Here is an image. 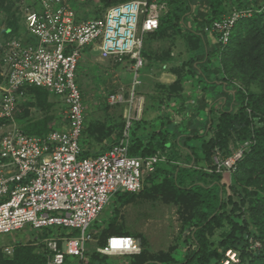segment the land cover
I'll use <instances>...</instances> for the list:
<instances>
[{"label": "trees", "instance_id": "trees-1", "mask_svg": "<svg viewBox=\"0 0 264 264\" xmlns=\"http://www.w3.org/2000/svg\"><path fill=\"white\" fill-rule=\"evenodd\" d=\"M19 1L0 0V23L5 21L6 24L0 31L4 39L19 37L23 28ZM97 1V8L88 16L92 19H100L112 6L132 0ZM162 2L165 8L160 13L158 29L147 36L155 41H167L169 37L183 40L188 56L180 63L184 75L180 80L192 83L195 91L191 96H180L181 101L173 106L159 101L157 106L148 104L147 110L154 105L151 110H164L165 115L148 113L131 122L127 131L128 155L146 159L161 154L165 159L145 178L144 188L138 195L116 193L111 198L103 210L109 208L111 214L103 227L97 229L94 244L102 248L114 235L140 240L141 253L125 256L126 264H221L228 251L236 254L235 264H264V11L256 12L264 5V0ZM233 10H251L253 15L237 22L228 44L223 46L217 36L206 32L205 28ZM76 16L81 20L78 14ZM209 37L216 43L212 44ZM91 49L86 48L83 53L89 54ZM170 50L157 53L143 41L144 71L149 65L162 70L173 63ZM108 61L117 66L126 61L135 64L129 57ZM141 83L140 80L139 87ZM217 85L223 86L224 91L214 98L215 101L209 102L206 93H213ZM161 87L166 88L165 85ZM166 89L179 91L176 84ZM23 90L25 100L20 112L15 114V122L26 135L46 136L56 129L49 125L56 120L51 114L54 109V102L50 101L52 95L37 87L25 86ZM31 108L43 113L44 117L32 121ZM171 110L181 120L175 121ZM201 112H204V120ZM3 123L0 121V125ZM125 129L124 122L110 125L85 121L78 158H95L102 154L123 138ZM114 135V142L104 146L103 142ZM176 149L180 152L175 153ZM241 149L244 151L234 171L227 170L233 182L226 187L222 184L226 168L217 172L213 156L217 154L220 161H225ZM160 163L167 164L169 169L163 170ZM137 198L159 200L176 208L180 220L178 240L184 237L185 251L173 247L166 253L150 255L143 236L121 230L118 225L120 208L136 203ZM39 233L36 238L40 241L39 247L17 243L12 255L0 250V264H47L48 252L43 240L50 236V228ZM255 243L260 247L256 248ZM96 248L86 252L85 261L76 259L75 264L112 263L110 257L98 254ZM64 264H73V261L66 257Z\"/></svg>", "mask_w": 264, "mask_h": 264}, {"label": "built area", "instance_id": "built-area-1", "mask_svg": "<svg viewBox=\"0 0 264 264\" xmlns=\"http://www.w3.org/2000/svg\"><path fill=\"white\" fill-rule=\"evenodd\" d=\"M36 8L20 0L26 35L0 40V234L30 228L53 227L78 231L76 237L55 235L43 240L47 264H64L66 257L86 260V244L94 242L87 230L116 193L143 190L145 175L155 170L164 156L143 159L128 155L127 124L123 138L95 158L79 159V140L84 127V105L76 84V72L86 48L97 47L103 59L135 61L143 66V37L159 26L162 0H132L107 9L100 19L82 21L64 0H37ZM264 11V5L257 13ZM251 10H233L214 21L206 32L226 46L238 21ZM9 33V32H7ZM36 42H25V37ZM140 85L135 73L132 88ZM37 87L63 99L64 126L46 136L24 134L15 122L25 100L24 87ZM113 95L109 103H121ZM244 150L215 163L216 171H234ZM259 248L260 244L255 243ZM14 247L3 252L12 255ZM96 252L107 257L137 256L139 242L127 236H111ZM221 264L237 263L228 251Z\"/></svg>", "mask_w": 264, "mask_h": 264}, {"label": "rangeland", "instance_id": "rangeland-1", "mask_svg": "<svg viewBox=\"0 0 264 264\" xmlns=\"http://www.w3.org/2000/svg\"><path fill=\"white\" fill-rule=\"evenodd\" d=\"M26 2L28 5L36 8L35 2H37V0H26ZM64 2L78 14L82 21L92 20V18L88 16L90 12L98 6L97 0H64ZM5 27V21L4 23H0V31ZM19 34L26 35L25 29L22 28ZM4 38L5 36L0 34V40ZM209 39L212 44L216 43L214 38L209 37ZM27 40L31 43L36 42L34 38H28L26 36L24 41L27 42ZM143 41L146 47L151 46L153 51L157 53L171 49L170 56L173 58V63L171 62L169 65L164 66L162 70L155 68L154 65H149V68H146L145 71L143 68H140L135 72L134 65L129 61L124 62L121 66H117L112 61L101 58L97 47L92 48L89 54L83 55L76 72V84L81 90L84 98V122L93 123L100 121L110 125L124 122L127 127V124H131L134 120H139L144 115L147 116L148 113H153L152 116H156L158 111L151 109L158 105V101L173 106V103H179L181 101L180 96L184 94L191 96V92L195 91L192 83L180 80V77L184 76L183 71L180 69V63L185 61L186 56H188L186 47L181 38L169 37L167 41H155L151 40L149 36H144ZM135 73H137L138 79L141 80L142 83L140 87L136 86L133 89L132 85ZM173 84H176L179 89L176 93L169 92V90L166 89L167 86L169 87ZM164 85L166 88L161 87ZM223 91V86L217 85L213 93H206L209 102L215 101L214 98L218 97ZM197 92H200V89H197ZM113 95L122 97L121 101L123 102L111 105L109 103V98ZM50 101L54 102V109H52L51 114L56 120L49 125L56 129H60L65 124L63 116L66 107L60 96L52 95ZM151 103L155 104V106H149L147 110V105ZM107 104L110 107H108ZM166 112H168L167 109ZM171 112L173 113L172 117L175 121L181 120V117L175 114L173 110H171ZM159 115H165V111L160 110L158 112V116ZM29 116L33 121L42 119L44 114L31 108ZM200 117L202 120L205 119L204 112H201ZM17 126L20 128V124L17 123ZM114 140L115 135L103 142V145L108 147ZM91 146V148L98 149L94 145ZM174 152L178 153L180 150L176 149ZM199 154L198 152V155ZM218 159L219 155L216 154L213 156L214 165ZM159 165L163 170L169 169L167 164L160 163ZM226 172L227 173L223 176L222 184L229 187L233 179L227 170ZM147 176H149V174L145 175V178ZM227 191L229 195H231V192L229 190ZM138 194L139 192L136 193V195ZM233 200L236 202L238 201L235 198H233ZM110 214L111 209L109 208L102 212L91 224L87 232H91V234L94 232L96 233L97 229L103 227ZM118 225L123 232L137 233L143 236L150 255H157L160 252L166 253L173 247H178V249L182 251L186 250L187 246L182 244L184 237L181 241L178 240L180 220L176 208L165 205L159 200L153 201L137 198L136 203L120 208ZM39 232L40 231H32L30 228H25L22 231L12 232L10 234H0V250L3 251L4 248L14 247L17 243L39 247L40 241H38V239L36 240L37 236L40 234ZM50 233L49 237L55 236L56 234L72 235V237L78 236L75 235L76 232L74 230L67 228L53 227L50 228ZM94 248H96V245L93 241L87 242V251L91 249L94 250ZM69 258L73 261V264L76 263L77 258ZM110 259L112 262L110 264H126L127 262L125 257H110Z\"/></svg>", "mask_w": 264, "mask_h": 264}]
</instances>
